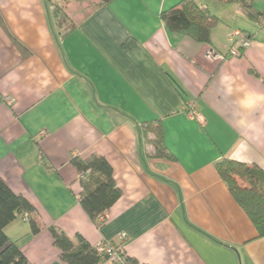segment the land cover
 Masks as SVG:
<instances>
[{
  "label": "crops",
  "instance_id": "obj_1",
  "mask_svg": "<svg viewBox=\"0 0 264 264\" xmlns=\"http://www.w3.org/2000/svg\"><path fill=\"white\" fill-rule=\"evenodd\" d=\"M99 1L69 0L76 28L62 37L46 0H0V176L42 227L19 216L5 232L27 264H66L51 225L92 245L125 232L145 264H264V236L216 169L224 157L264 169V25L236 1L197 0L221 19L202 43L161 19L181 0ZM234 29L250 37L236 57ZM157 119L172 159L145 141L142 123ZM94 154L122 190L103 229L70 161Z\"/></svg>",
  "mask_w": 264,
  "mask_h": 264
},
{
  "label": "trees",
  "instance_id": "obj_2",
  "mask_svg": "<svg viewBox=\"0 0 264 264\" xmlns=\"http://www.w3.org/2000/svg\"><path fill=\"white\" fill-rule=\"evenodd\" d=\"M46 1L51 8L56 27L62 37H65L76 28V23L70 20L64 8L69 0H64L62 3L59 0ZM108 1L110 0H100L97 6ZM232 1L240 3L249 18L264 25V9H257L254 0ZM160 16L170 31L186 34L202 43L211 42V31L221 20L197 0H181L178 4L162 11ZM245 34L248 36L247 33ZM241 50L243 52L244 49ZM251 72L259 76L256 70L251 69ZM262 80L264 82V78ZM141 126L146 143L153 146V155L172 159L173 155L165 144L161 120L143 122ZM70 161L80 174L82 188L79 194L80 203L92 221L103 229L106 212L122 194L114 176V169L108 159L99 154L87 159L73 155ZM216 169L234 199L253 222L257 236H264V169L257 164L226 157L217 162ZM35 213V206L26 197L12 190L0 176V264H27V258L20 245L7 235L5 228L21 216L29 221L31 233L38 234L42 227L34 217ZM100 216H104L105 220L100 221ZM49 230L54 238V244L61 251L60 258L66 264L100 263L102 255L96 245H92L82 235H79L75 242L56 225H51ZM128 257L132 264H145Z\"/></svg>",
  "mask_w": 264,
  "mask_h": 264
},
{
  "label": "built area",
  "instance_id": "obj_3",
  "mask_svg": "<svg viewBox=\"0 0 264 264\" xmlns=\"http://www.w3.org/2000/svg\"><path fill=\"white\" fill-rule=\"evenodd\" d=\"M230 48L228 55L240 56L242 49L247 48L250 45V39L240 29H235L229 34ZM206 57L209 60H222L226 55L209 49L206 53ZM99 220H105L104 216H100ZM126 233H118L116 239L102 238L96 247L99 253L102 255V259L99 264H132L125 248Z\"/></svg>",
  "mask_w": 264,
  "mask_h": 264
},
{
  "label": "rangeland",
  "instance_id": "obj_4",
  "mask_svg": "<svg viewBox=\"0 0 264 264\" xmlns=\"http://www.w3.org/2000/svg\"><path fill=\"white\" fill-rule=\"evenodd\" d=\"M60 1H62V2H63L64 0H60ZM77 1H83V0H77ZM64 8H65V10H66V7H64Z\"/></svg>",
  "mask_w": 264,
  "mask_h": 264
}]
</instances>
